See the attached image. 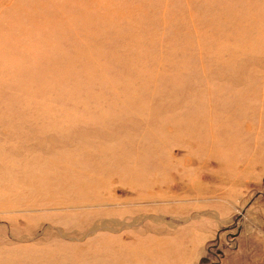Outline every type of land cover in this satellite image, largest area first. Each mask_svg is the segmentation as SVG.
<instances>
[{"label":"rangeland","instance_id":"1","mask_svg":"<svg viewBox=\"0 0 264 264\" xmlns=\"http://www.w3.org/2000/svg\"><path fill=\"white\" fill-rule=\"evenodd\" d=\"M0 264H264V0H0Z\"/></svg>","mask_w":264,"mask_h":264}]
</instances>
